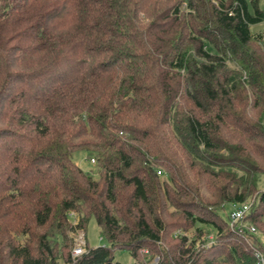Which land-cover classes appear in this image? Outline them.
Instances as JSON below:
<instances>
[{
	"label": "trees",
	"instance_id": "16d2710c",
	"mask_svg": "<svg viewBox=\"0 0 264 264\" xmlns=\"http://www.w3.org/2000/svg\"><path fill=\"white\" fill-rule=\"evenodd\" d=\"M256 2L0 0V264L264 258ZM244 200L236 232L219 209ZM90 216L106 243L72 255ZM197 223L213 234L195 246Z\"/></svg>",
	"mask_w": 264,
	"mask_h": 264
},
{
	"label": "rangeland",
	"instance_id": "374dc122",
	"mask_svg": "<svg viewBox=\"0 0 264 264\" xmlns=\"http://www.w3.org/2000/svg\"><path fill=\"white\" fill-rule=\"evenodd\" d=\"M246 4H247V9L248 11L252 12L253 7H252V3L251 0H245ZM256 5L258 8L263 9L264 10V0H257ZM249 29L251 32H259V31H264V19L260 20V21H256L253 23L249 24ZM72 159L83 169H89L94 176H96V168L94 165L93 161H90L89 158L85 155V153L82 150H78V151H74L72 152ZM258 186L260 187H264V175H260L259 181H258ZM230 209V205L229 204H224V206L219 209V214L223 217L226 216V212ZM75 220L74 218L72 219ZM197 226L201 228L202 232L201 235L198 237V239H195V246L197 244H199L200 242H198L199 240H201V242H208L209 239L212 238V234H213V229L210 228V226L206 225V224H202V223H197ZM81 228H75L73 231V239L75 238L76 232L78 230H80ZM82 233H83V239L85 244L88 247H92V246H96V245H103L106 243V240L103 236H101L98 226L94 220V218L92 216H90L84 226L83 229H81ZM180 233H182L180 231ZM184 234H186L187 236V242H189L190 239L194 238V231H193V227L188 228L185 232H183ZM204 240V241H203ZM75 242V240H74ZM84 245V243L82 244V246ZM143 260L142 263L143 264H155L156 258L155 256H151L148 253H145L142 255ZM112 258L113 260H116L118 262H120L121 264H140L139 262H137L128 252V250L126 248L123 247H116L114 248L113 252H112ZM57 264H67L65 262H63L62 260H58ZM264 264V261H263Z\"/></svg>",
	"mask_w": 264,
	"mask_h": 264
},
{
	"label": "built area",
	"instance_id": "2783aa9c",
	"mask_svg": "<svg viewBox=\"0 0 264 264\" xmlns=\"http://www.w3.org/2000/svg\"><path fill=\"white\" fill-rule=\"evenodd\" d=\"M89 160L93 161L92 158H90ZM156 172L159 174L161 170L157 169ZM229 205L230 209L227 212V223L236 232H240L242 228L247 226L246 221H243L241 217L245 214V212H247L250 201L244 200L241 202H231L229 203ZM248 229L252 232H255V229L252 225H248ZM74 240V246L70 250L72 255L79 254L83 250L82 244L84 243V239L81 229L76 232ZM255 256L257 258L255 264H263V256L259 252H257Z\"/></svg>",
	"mask_w": 264,
	"mask_h": 264
}]
</instances>
